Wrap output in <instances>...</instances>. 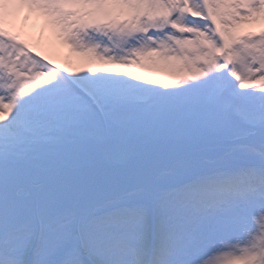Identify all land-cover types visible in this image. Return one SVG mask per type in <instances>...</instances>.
Masks as SVG:
<instances>
[{
    "label": "snow or ice",
    "instance_id": "6c2138e0",
    "mask_svg": "<svg viewBox=\"0 0 264 264\" xmlns=\"http://www.w3.org/2000/svg\"><path fill=\"white\" fill-rule=\"evenodd\" d=\"M257 216L264 0H0V264H264Z\"/></svg>",
    "mask_w": 264,
    "mask_h": 264
},
{
    "label": "rangeland",
    "instance_id": "374dc122",
    "mask_svg": "<svg viewBox=\"0 0 264 264\" xmlns=\"http://www.w3.org/2000/svg\"><path fill=\"white\" fill-rule=\"evenodd\" d=\"M42 32V30H41ZM39 33L40 35L44 36V38L42 39V37H39L37 39V36L35 35H30V37H26V40L29 43H33V44H38L41 47V50L43 52H47L50 56H53L54 58H59L60 56L64 55L65 52L62 50V48H60L59 46L55 45L56 43H54L51 39H49L50 37H46V33ZM260 219V217L255 218L253 220V222L257 223V222H262V221H258ZM225 251V250H223Z\"/></svg>",
    "mask_w": 264,
    "mask_h": 264
},
{
    "label": "bare ground",
    "instance_id": "6f19581e",
    "mask_svg": "<svg viewBox=\"0 0 264 264\" xmlns=\"http://www.w3.org/2000/svg\"><path fill=\"white\" fill-rule=\"evenodd\" d=\"M35 28L37 29L38 27L36 26ZM46 34H47V36H50L48 31H46ZM36 35H37V34H36ZM50 37H51V36H50Z\"/></svg>",
    "mask_w": 264,
    "mask_h": 264
}]
</instances>
